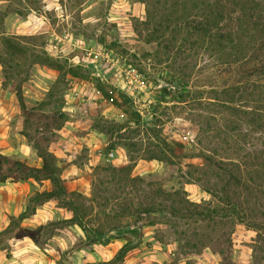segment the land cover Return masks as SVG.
Here are the masks:
<instances>
[{"label": "rangeland", "instance_id": "obj_1", "mask_svg": "<svg viewBox=\"0 0 264 264\" xmlns=\"http://www.w3.org/2000/svg\"><path fill=\"white\" fill-rule=\"evenodd\" d=\"M172 2L0 0V151L34 167L43 164L40 152L53 153L68 190L82 194L69 197L82 212L92 208L83 216L86 233L63 222L73 217L63 202L41 204L22 222L37 243L17 229L11 239H0V264H121L116 255L128 240L122 264H222L205 247L221 232L232 240L228 256L235 263L264 264V192L251 197L252 221L263 223L256 230L228 224L214 233L196 215L175 216L167 209L176 203L156 193L162 188L199 203L213 200L205 188L221 191L227 174L208 167L207 156L243 163L247 178L252 167L245 163L264 155V130L241 112L253 109L264 91L256 89L250 98L235 88L264 85L257 74L241 84L244 75L236 65H217L211 53L195 51L187 31L166 55L157 42L148 43L150 30L141 23L147 10L154 14L152 29L171 15ZM30 36L35 39L25 38ZM4 37L17 38L24 54L12 56ZM183 38L188 42L180 46ZM90 45L111 49L131 64L146 79V89L128 87L108 68L87 62L83 47ZM45 55L63 68L44 64ZM161 83L172 87L164 92ZM90 85L103 97L89 94ZM111 151L114 157H108ZM128 165L143 182L132 184L126 172L112 169ZM51 188L49 180L1 182L0 232L32 196ZM230 191L241 192L233 185ZM152 207L159 210L139 212ZM94 231L103 232V242L88 236Z\"/></svg>", "mask_w": 264, "mask_h": 264}, {"label": "trees", "instance_id": "obj_2", "mask_svg": "<svg viewBox=\"0 0 264 264\" xmlns=\"http://www.w3.org/2000/svg\"><path fill=\"white\" fill-rule=\"evenodd\" d=\"M263 3L264 0L262 2L258 0H192V4L189 6L183 0H173L171 15L162 19L158 26L156 25L151 29L150 26L154 14L150 10H147L146 20L141 23L146 29L150 30L151 34L149 35L148 43L157 42L158 50L163 51L165 55L172 49V45L181 41L183 32L187 31V35L193 38L191 45L195 51L204 50L211 53V57L216 61L217 65H236L239 68L238 71L244 75V80L240 82L245 85L248 83L249 79L247 78L251 74H257L258 81H264ZM25 38L33 40L35 36ZM17 40V38L10 37L2 38L4 46L8 48L14 57L24 54V50ZM185 42L187 43L188 41L186 38H183L180 46H184ZM43 58L42 62L44 64L58 70L63 68L60 60L46 55ZM256 84L255 82L251 84V91L245 89L243 86L235 88L239 91L241 88L247 96L253 97L256 89L264 91V85L258 82ZM17 87V97L22 110L25 111L27 110V105L24 101L23 92L20 85ZM162 90L167 92L168 88H162ZM230 90L235 89L230 88ZM259 97L253 109H244L241 112L243 115L248 116L250 121L257 124L258 130H264V97ZM231 108L235 109L236 107L231 106ZM40 154L43 164L41 167H34L27 164L26 161L13 158L0 151V183L6 182L9 179L14 182L35 179L36 181L49 180L52 184L51 189L37 192L32 196L25 210L18 216H10L9 224L0 232V239L3 241L14 237V233L18 229L21 232L20 236L31 237L36 242L37 239L32 236L33 233L29 232L27 228L22 227V222L35 215L38 206L50 200L63 202L64 207L73 213L71 219H66L63 222L78 224L87 233L83 216H88L92 208L89 210L85 209L82 212V207L75 204L69 197L70 194L79 197L82 194L68 190L66 180L60 174V167L57 164L55 155L46 150H43ZM205 163L208 164V167L215 166L227 174V178L225 179L226 187H223L221 191L206 187L205 190L214 199L209 201L204 200L201 203L190 200L188 196L179 191L166 192L162 188H159L156 193L161 194L166 200L176 203V206L172 204L167 210L171 211L175 216L179 215L182 218H190L196 215L198 217L197 220L209 223L212 233L218 230L217 227L219 225L224 228L228 224H245L254 230L262 225L263 223L261 222L253 223L252 221V218L256 217V209L252 207L251 197L258 199L260 193L264 192V188L262 187V182L264 181V155L255 157L254 160L245 163L246 166L250 164L252 167L246 175L247 178H245L243 163L216 160L212 156H207ZM112 169L117 170V174L119 175L126 172L128 175L127 179L132 184L137 183L138 180L144 181L143 177L131 175L133 165L112 166ZM198 182L201 183V179H198ZM232 185L241 192L230 191ZM243 192L246 195L242 196ZM156 210L159 209H155L154 207L143 208L139 212L151 213ZM80 212L83 215H80ZM224 234L221 232L216 237H212V241H209L210 244H207L205 247H211L215 253H218L222 258V264H237L231 256H228V249L232 247V240H225ZM103 235V232L99 231L98 233L96 231L88 233L90 238L93 237L101 242L104 241ZM129 244L130 240L120 248L116 255L117 262L123 263Z\"/></svg>", "mask_w": 264, "mask_h": 264}, {"label": "built area", "instance_id": "obj_3", "mask_svg": "<svg viewBox=\"0 0 264 264\" xmlns=\"http://www.w3.org/2000/svg\"><path fill=\"white\" fill-rule=\"evenodd\" d=\"M83 57L89 63H95L96 65L100 64L108 68L114 78H120L121 82L128 87L139 90L146 89L147 87V81L144 76L139 74L131 64L125 63L121 57L115 55L111 49L94 47L91 45L86 46L83 47ZM83 85H86V83L83 82ZM88 93L103 97L96 85L88 86ZM107 155L108 157H114L115 153L111 151Z\"/></svg>", "mask_w": 264, "mask_h": 264}, {"label": "water", "instance_id": "obj_4", "mask_svg": "<svg viewBox=\"0 0 264 264\" xmlns=\"http://www.w3.org/2000/svg\"><path fill=\"white\" fill-rule=\"evenodd\" d=\"M161 87L162 88H171L172 85L171 84H166V83H161Z\"/></svg>", "mask_w": 264, "mask_h": 264}]
</instances>
